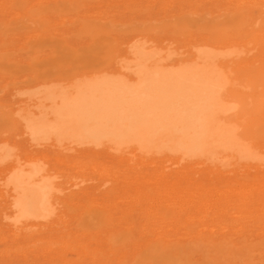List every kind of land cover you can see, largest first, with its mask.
<instances>
[{"label":"rangeland","instance_id":"obj_1","mask_svg":"<svg viewBox=\"0 0 264 264\" xmlns=\"http://www.w3.org/2000/svg\"><path fill=\"white\" fill-rule=\"evenodd\" d=\"M234 1L237 2L238 0H0V140L6 141L2 142L6 143V149L12 154L10 156L11 160L21 159V161H23V158L31 154L33 157L39 158L42 166H44L45 169L48 168L53 173L51 174L55 175L54 181L56 184L59 183V186L57 185V189L60 190V192L58 191L59 193L56 192V194H59L60 200H55L58 204H56L57 206L55 205L56 212L53 215V219L50 224L47 225V227L31 226L27 228L28 230L26 228L24 229L26 232H22L24 230H20L19 228H13V230L5 225L6 222L9 223V220L5 218L3 213L2 216V207L0 204V264H125L126 262L122 253L125 244L124 241H126L128 235L132 234V232L134 236L138 237L137 235L139 234H137V232L143 224H149L154 227L153 224L156 223V227L154 228L164 226V229L169 231L170 225L172 227L174 225L175 227L177 226L173 229L170 227L173 232H168L166 230L167 233L165 234H168L169 238L173 240L176 238L178 241L180 240V243L176 247L174 246L175 248L172 247L171 250H178L177 252L182 253V256L186 258V263L188 264H216L213 261V257H211L214 254L212 249L205 244H196L197 239L201 241L203 239L205 240V238L208 240L209 238L219 239L220 237L222 239L231 240L234 237L232 240H238L241 237L240 239L243 240H246V238L247 240L251 239L254 241L264 240V217L248 218L246 214H243V212H245V207L241 206L242 204L239 201V197H237L236 194L235 196L230 195L231 191H229L231 189H238V187L240 188L243 185L246 186L244 182H246L247 177L249 179L246 184L257 178L262 171L256 166H251L250 168V165H244L243 163H237L236 161L235 163H237V165H235L233 161L235 160L234 158H222L224 154H215V151L222 150L221 147L219 149L216 148L217 150L215 149L214 153L210 154H212L214 158H221L218 159V161H215L219 164L221 163L222 173L217 170L214 172V170L205 167L204 164H195L197 166L192 165L194 169L191 166H183L184 169H188L186 172L182 169L183 164L181 165L163 157L156 159H139L134 154L128 152L125 153L123 157L120 155L117 157V154H115L117 152L113 150H110L112 153L108 154L109 151L104 152V150L99 152H90L81 149H69L63 146L55 147L53 145H38L37 147L30 141L26 142L29 144V146H26L24 143L25 141H22L24 140L22 139V136L24 135H20L21 133L16 131L15 128L20 115L29 112L32 107V109H35V103L42 100L37 99L35 100V103H31L32 106H30L31 98L33 97L31 94L38 88L41 89L44 87H40V85L43 84L42 81L44 79H48V85H54L58 89H62L65 88L72 77L77 74L87 71L90 68H101L106 67L107 65L111 66L113 63L116 64V61L121 58L120 55H122V53L126 50V47H128V40L136 34L142 33L141 36H145L148 40L151 39V36L153 39V36L156 35L154 40L157 41V50L159 52L163 51V53L166 54V49H168L166 46L169 45L170 51L168 50V52L171 54H168V57L170 55L177 57L179 53L177 55L176 52H180V56L186 54L182 51L186 49L185 51L187 52V50L192 46L191 44L194 42L190 44L189 42L191 40L194 41V39L197 40L202 37L207 38L209 36H212L210 37L212 40V38L215 37L214 35H218V37H220L219 33L224 34L226 32L225 34H228L232 33V31H238L239 28H241V32H247L252 29V35L255 33L254 39L257 37L255 40L262 43V46L260 47L264 50V33H262V30H264V16L262 15L264 13H261L262 15L260 14V12L264 9V0H249V2L247 0H239L241 4H243L242 6H240L241 4L239 1L236 4ZM252 1H256L254 2L255 4L251 3ZM257 1L260 7L258 5L256 6ZM238 4L239 8L236 7ZM249 7H253V11L252 8ZM244 9L246 10L245 13L242 11ZM235 11L238 12L235 13ZM239 13H241L240 15L243 17H240ZM236 15H238L237 17L239 20H236L235 22L234 19H237ZM232 18L233 20H231ZM243 19L249 20L250 22L249 25L245 26L246 28H242L243 24L241 25V20ZM257 21L259 22L258 27L260 30L259 28L258 30L256 28ZM98 22L100 25H98ZM228 22H230L231 25L227 24ZM206 25L207 27L210 25V27L207 28L209 30L207 31L208 34L205 32ZM232 26L234 29L231 28ZM215 27L218 28L216 29ZM249 28L251 29L248 30ZM158 31L161 33H158ZM155 32L157 34H155ZM261 34L262 40L260 37ZM173 36L174 38H172ZM145 37L139 38L144 40L143 38ZM170 38L174 41H170ZM175 39L178 40L175 42ZM213 40H215V38H213ZM242 42H246L245 39ZM260 47H256L257 49L254 48L248 55V60L251 61V59H253L257 63L260 62L255 64L257 65L255 68H258L259 70L263 68L262 62L264 63V51H262ZM245 49H240V47L235 48V52L237 50V52L234 53L235 56L241 55V57H244L246 55ZM239 50H241V52H239ZM259 50H261V52ZM238 52L239 54L237 55ZM163 53L160 52V56H164ZM259 57L263 60L262 62ZM238 58H240V56ZM243 61L238 65H240V68L248 69V62L246 63L245 61V64ZM237 68V70L243 71V69H240L239 66ZM241 71H239V73ZM243 72L245 73V71ZM243 72L241 73L243 74ZM226 78L228 77L226 76ZM243 78H241L240 81H242ZM263 80L264 78L261 79L260 82L256 81L258 83V90H262L260 85L263 84ZM239 82L237 83L239 86L237 88L241 91L236 88L234 89L238 90L242 94L240 95L238 91H235V93H239L240 97H244L249 101H252V99L254 100L255 97L250 98L249 96H255L253 90H257V86H255L257 83H254L255 89L252 90L253 92L250 91L254 88V86L251 88V86L248 85L247 89H251L248 93H246L248 90L243 89L242 91L241 88L247 84L242 85V82L241 84H239ZM243 83H248V81H243ZM249 93L253 94L250 95ZM34 99H32V101H34ZM260 99H263L262 96ZM23 100H25V102H23ZM235 101L237 102V100ZM27 102L29 103V106H26ZM237 103V108L240 110L241 105L239 102ZM233 105L236 106L237 104L233 103ZM235 110L236 107L233 110V112L236 113ZM262 114L259 115L255 121H253L255 123L256 121L259 122L256 125L258 126V130L260 129V126L261 129L260 132L257 130V133H261V136L259 134H255L256 131L254 130L257 129L255 128V123H250L247 117H243L246 120L244 119L242 122L248 121L247 124H250V127L247 126L248 128H245V126H242L241 131L244 128L245 130L249 129L252 132L254 131L253 137L255 136L257 140H254L256 143L252 140L253 144H250L251 146L247 143L245 146H241L239 151H242V155L247 154L255 157V159L256 157L259 159L262 157L264 158V133H262L264 132V128H262L264 127V111ZM260 116L263 119L260 118ZM20 121H22L21 118ZM242 122L239 124H244ZM252 123L253 127L251 126ZM236 128H238L237 130L241 132L239 130L240 128L238 127V123ZM251 128L255 129L252 130ZM252 141L250 142L248 140L250 143H252ZM258 141L261 142L259 143ZM0 144L2 143L0 142ZM113 153L116 157L115 155L113 156ZM238 164L241 165L239 168L242 170L238 169ZM249 169H251V171ZM164 170H166V173H163ZM182 170L184 172H182ZM241 171H243L242 174ZM253 172H255L256 175ZM164 174H167V177ZM184 174L189 178L185 179L186 176ZM144 175H146V178H143ZM159 176H164L166 179L164 177L159 178ZM177 176L180 178L175 179L174 177ZM253 176H255V178H252ZM190 177L193 179L191 178V180ZM212 177L216 179L214 180ZM241 181L244 182L241 184ZM208 185L210 186L208 187ZM211 187H213V191ZM150 188L153 189V193L150 194V196L148 195L146 197L142 195L143 197H140L143 189L151 190ZM174 188L182 191L184 189H190L191 191H195L197 188L201 189L198 191L200 192L198 195L201 197L197 195V198L199 199L196 197L194 198L195 200H199L200 204H202L201 209H198V211L196 209L197 212L195 209H191V214H181L180 216V213H178L179 209L173 204V201L169 200L171 201L170 205L169 201L165 202L167 198L164 199L163 197L162 199L165 200V204L164 202L159 204L157 198H155V196H157L156 193L159 191L161 192L164 189L168 192ZM216 188L218 189L216 190ZM216 191L221 193L218 194ZM211 192L217 193L214 194V198L213 193ZM222 192L225 194L227 193V196L229 194L231 198L229 199V196L226 197V195L223 196L224 193ZM207 193L208 195H206ZM202 195L204 197H202ZM216 195L223 196L222 198L225 200H222L221 197H217ZM152 197L153 199L155 198L154 200L152 199L154 202L150 200ZM138 199L141 200V202ZM231 200H233L232 203ZM224 201L226 202L224 203ZM227 201L229 203H227ZM183 202H185L184 199L180 200V203L184 204L183 206H188V203ZM202 202L205 205L209 204L207 206L210 207H205ZM157 203L160 207H156ZM168 205L173 206L174 208L169 207ZM222 205L227 209L226 211L224 209L223 212L225 217L222 213H218V215L217 213L215 214L216 209L218 210V208H223ZM155 207L157 209L156 211ZM204 207L206 210H204ZM143 208L145 209V212L143 211ZM172 208L174 210H172ZM160 210H163L164 212H161ZM175 212L179 215L177 216ZM194 212H196V215H194ZM212 212L214 213L213 215ZM172 214L173 217L171 216ZM228 214H230V217ZM155 216H160V220H162L160 224L156 222L158 217L156 219ZM168 216L169 218H167ZM194 217L198 219L197 222L199 221V224L196 222ZM202 217H206V222H204L205 220ZM3 218L5 223L4 220L1 221ZM162 218L165 220L163 221ZM218 218H220V220H218ZM182 219L185 221L187 219L186 222H182L184 227L180 224V222L183 221ZM178 220L181 221L179 222ZM242 220L244 221V224H242ZM248 221L250 222L249 225ZM134 223L136 225H134ZM202 223L205 224V226L202 225ZM213 223H215V225ZM166 224L168 228L166 227ZM196 226L198 227L196 228ZM220 226H222V228H220ZM238 226L239 228H237ZM112 227L114 230H111ZM131 227L133 228L131 229ZM137 227L139 228L137 229ZM203 227L204 229L205 227H208L209 231L206 233ZM231 227L233 230L236 227L234 232L236 231L237 233H233V230L229 229ZM198 228H201V230ZM212 228L213 232L210 231ZM196 229L199 230L197 233ZM208 229L206 228V230ZM214 229H216L215 231L219 233L215 232ZM17 230H20V232H17ZM238 230H240V232ZM109 232H111V234H109ZM144 232L146 234L145 237H149L150 239H156V235H158L155 233L158 232V230L153 231L154 234L152 235H150V233L148 235L147 231ZM256 232L258 234L262 232V235H257ZM212 233L216 234L213 235ZM75 234L79 236L78 239ZM173 234L176 235V237ZM218 234L220 236H218ZM237 234H240L241 236L239 235V237ZM210 235H213V238ZM256 235L258 237H256ZM252 236L253 238H250ZM82 237H85L84 239L87 238V242L84 239H81ZM157 238L165 239L168 238V236L165 237L164 235L163 237V235H159ZM80 239L81 242H79ZM83 240L85 242H83ZM109 241L112 245L110 247ZM118 244L119 247H117ZM94 251H96V254ZM108 253L113 255L111 256L113 261L112 258H107V256H110ZM116 254L119 256L121 255L123 258L117 255L120 258L119 260ZM101 257L105 258L100 259ZM98 261L101 263H98Z\"/></svg>","mask_w":264,"mask_h":264},{"label":"bare ground","instance_id":"obj_2","mask_svg":"<svg viewBox=\"0 0 264 264\" xmlns=\"http://www.w3.org/2000/svg\"><path fill=\"white\" fill-rule=\"evenodd\" d=\"M247 1L249 2V0ZM237 2H235V4ZM254 2L256 1H252L251 3H254ZM242 5L243 4H241L240 6ZM257 5H258V1H257L256 6ZM236 7L239 8V4L238 6L236 5ZM249 8H252V11H253V7H249ZM242 11L245 13L246 10L244 9ZM263 11L264 9L260 12V14L264 13ZM236 12L238 11H235V13ZM240 14L241 13H239V15ZM237 16L238 15H236V17ZM241 16L242 15H240V17ZM262 16H264V14ZM231 20H233V18ZM234 20L236 22V20H239V19L237 17V19L235 18ZM258 21L256 25L257 30L259 28ZM227 24H230V22H228ZM249 24H250L249 20H245V19L241 20V25L243 26L242 28H246L245 26ZM98 25H100L99 22H98ZM207 25L205 29L206 33L207 31H209L207 28L210 27V25L209 27H207ZM214 26H217V25H214ZM231 28H233V26ZM250 29L251 28H249L248 30ZM240 30L241 28H239V30L236 32L232 31V33H228V34H225L226 32L224 34H220L218 32L220 37H218V35L217 36L214 35L215 37L213 38H215V40H213V38L212 40L210 39V37L212 36H209L207 38L202 37L201 39H197V40L194 39V41L191 40L189 42L190 44L194 42L193 44H191L192 46L190 45L191 47L187 50V52L185 51L186 49L182 51L184 52V54L186 53L185 55L180 56L181 53L176 52V54L178 55L179 53V55L178 56L176 55L177 57L170 55L171 58L170 56L168 57V54H171L168 52L169 45L166 46L168 48L166 49L167 55L164 54L163 51H160L166 57L162 55L160 56V52L157 50L158 47H156L157 41L154 40L156 35L153 36V39L151 36V39L148 40L146 39L145 36H141L142 33L136 34L135 36L132 34L133 36L127 42L128 47H126V50L124 49L125 51L124 53H122L123 56L120 55L121 58L116 61V64L113 63L114 65L111 64V66L107 65L106 67H101V68H96V67L90 68L87 71L77 74L73 76L72 79L68 82V85L62 89H58L54 85H48L47 84L49 83L48 79H44L42 81L43 84L42 83H41L42 85L39 84L40 87L42 86L44 87L41 89L38 88L36 91H33V93L31 94V96L33 97L31 98L30 106H32L31 103L34 104L35 100L37 99H42L40 100L41 102L36 101L37 103H35V109H32L33 107L32 108L30 107L31 109L29 112H27L26 114H21L20 117L18 116L19 120H17V123H16V127H15L16 131L21 133L20 135L22 134L24 135L22 136V139H24L22 141L23 142L25 141L24 143L26 144V146L27 145L29 146V144H27L26 142L30 141V142H33V144L36 145L37 147L38 145H53L55 147L63 146L69 149L71 148L81 149V150H86L90 152H97V151L99 152L101 150H104V152L109 151L108 154L112 153L110 150H113L117 152V153L114 152L115 154H117V157L118 155L123 157L125 153L127 152L134 154L139 159L140 158L141 159H150V158L156 159V158L163 157L167 160L175 161L176 163H179L181 165L183 164L182 169L185 171L188 169L186 168L184 169L183 166H191L193 168L192 165L197 166L198 164H204L205 167H207L208 169L214 170V172L215 170L221 171V165H220L221 163L220 164L217 163L218 159H221V158H218V159L214 158L213 155L210 154V153H214V150L216 148L219 149L221 147L222 150L215 151V154L217 153H219V155L224 154L225 157L223 155L222 158H227V157H230L232 159L234 158L235 160L233 161L235 165H237V163H243L244 165H250V168L251 166L252 167L256 166L262 171L261 174L259 171L260 175L257 178L253 176L252 178H255V179H253L251 182L249 181L248 184H246L247 180L249 179L248 177L246 179V182L241 181V184L242 182H244L246 186L243 185L240 188L238 187V189L230 188L231 190L229 191H231L230 195L235 196L236 194V196L239 197L240 200L239 199L238 200L242 204L241 206L245 207L244 209L245 212H243V214H246L248 218L249 217H252V218L264 217V158L262 157L261 159H259L258 157H256L255 159V157H252L247 154L242 155L241 154L242 151L241 152L239 151V149H241L240 148L241 146H245L246 143L248 145L253 144V141L257 140L255 136L253 137L254 131H256L255 134H259L261 136V133H257L258 126L256 124L259 122L256 121L255 123L253 121H255L259 117V115H261L264 111V91H262L264 90L263 89L264 80L262 81L263 86L260 85L262 82L259 84L261 86L260 88H262V90L260 89L261 91L258 90L259 89L257 86L258 83L256 82V81L260 82L261 79L264 78V69H263L264 63L262 62L264 59L261 60V58L259 57L260 61L263 64L262 65L263 68L261 67L263 70L262 69L259 70L258 68H255L257 67V65H255L257 62L251 59L252 57L250 58L251 61L248 60L249 58L248 55H249V52L252 51L254 48L257 49L256 47L262 46V43L260 41L255 40L257 39V37L254 39L255 33H253L254 35H252L251 33L252 29L247 32H241ZM262 31H263L262 33H264V30ZM156 32L155 34H157ZM159 32L160 31H158V33ZM139 37H145L143 39L144 40L146 39L147 41L146 40L144 41L140 39ZM260 37L262 40V34ZM172 38H174V36ZM175 38H178V37H175ZM244 39L246 42H242L244 41ZM172 40L170 38V41ZM177 40L175 39V42ZM237 47H240V49L246 48L245 49L246 55L244 57H241V55H239L240 58H238L239 56H235L234 53H236L237 50L235 52L234 49ZM260 49L264 51L263 48L260 47ZM261 50L259 51L261 52ZM239 52H241V50H239ZM239 52L237 53V55L239 54ZM257 55L260 56L259 54ZM241 60L242 61L244 60L243 63H245V61L246 63L248 62L247 63L248 69L240 68V65L238 64L242 62ZM237 65L239 66L240 69H243L245 73L241 70H237L238 69ZM239 71L243 72V74L241 72L239 73ZM226 76L228 78H226ZM241 78H243L244 80L242 79V81H240ZM243 81H248V83H243ZM238 82L239 84H241L242 82V85L247 84L246 86H243L244 88L243 87L241 88L242 91L243 89L248 90L246 91V93H248L249 90L254 86V83L255 84L257 83L255 85L257 86L256 88L257 90L256 91L253 90L255 89V86H254V88H252L250 91V92L254 91L255 96L252 95L253 93L251 94L249 93L250 95H252V96H249L250 98L255 97L254 100L252 99V101H249L248 99L239 96V93H240L239 91L241 90L237 88L239 87L237 84ZM248 85L251 86L250 89L249 88L247 89ZM234 88L238 89L239 91ZM235 91L236 92L238 91L239 93L236 94ZM241 94L242 93H240V95ZM261 96L263 99H260ZM32 99H34V101H32ZM235 100H237V102L240 103L241 105L240 110L237 108L238 103ZM23 102H25V100H23ZM233 103L237 105L234 106ZM26 106H29L28 102ZM235 107H236V110H235L236 113L233 112ZM243 117H247L250 123L251 122L255 123L256 125L255 128L257 129L254 130L253 132L249 129L245 130V128L250 127L249 126L250 124H247L248 121L242 122L245 119ZM20 118L22 121H20ZM260 118L262 117L260 116ZM241 122L244 124L240 125L239 123ZM237 123H238V127L240 128L239 129L240 131L242 129V126L243 127L245 126V128L241 132H239L237 130L238 128H236ZM253 123L251 124V126L253 125ZM255 128H251V129L253 130ZM260 129H261V126H260ZM260 129L258 130L259 132H260ZM248 140L250 142L252 140L253 141L252 143H250L248 142ZM2 141L6 142L4 140ZM2 141L0 140V142L2 143L0 144V198H1L0 204L2 207L1 214L2 213L4 214L5 218L9 220V223L7 222L5 223L4 218L1 219V221L4 220L5 225L10 229L19 228L20 230L22 229L24 230L25 228L27 229L28 227H31V226L32 227L33 226H37V227L46 226L47 227V225H49L50 222L52 221L53 215L56 212L55 207L57 206L56 204H58V202H56L57 201L56 199L60 198L58 194L60 190L57 189V185L59 186V183L56 184L54 181L55 175H52L53 173L48 168L45 169L44 166H42L40 159L33 157L32 154L23 158V161H21V159L11 160L10 156L12 154L10 153L9 150L6 149L7 148L6 143H3ZM254 142L256 143V141ZM114 153H113V156L115 155ZM235 161L237 163H235ZM239 166L241 165L238 164V169L242 170L239 168ZM183 170L182 172H184ZM249 170L251 171V169ZM165 171L166 170H164L163 173ZM242 172L243 171H241V174ZM253 173L256 175L255 172ZM165 176L167 177V174ZM179 176L174 177V178L179 179L181 177ZM160 177L162 178L164 176H159V178ZM143 178H146V175H144ZM188 178L189 177L186 176L185 179H188ZM191 178L192 177H190V179ZM212 179L214 178L212 177ZM164 181H167V180H164ZM222 184H223V181H222ZM75 185H78V184H75ZM209 186L210 185H208V187ZM213 187H216V186H213ZM213 187H211L212 191H213ZM217 189L218 188H216V190ZM152 190L153 189L151 190L143 189L141 191L140 197L142 195L146 197L148 195L150 196V194L153 193ZM199 190L201 189L197 188L195 191H191L190 189H184L182 191V190H178L174 188L171 191L167 192L164 189L161 192L160 191L157 192L156 193L157 196H155V198H157V201L159 202V204L165 201L162 199L163 197L164 199L167 198L165 202L169 200L173 201V204L178 207L179 209L178 213H180V216H181V214H187V213L192 212L191 209H195V211L196 209L197 211L198 209L199 210L201 209L202 204H200V201L197 200L199 199L197 198L198 196L201 197L200 195H198L200 194V192H198ZM56 192L58 193L56 194ZM211 193H213V198H214V194H217L218 192L217 193L211 192ZM203 195L202 197H204ZM206 195H208V193ZM225 195L226 197L229 196V199L231 198L229 194L227 196V193L226 194L224 193L223 196ZM216 196L218 197L219 195H216ZM223 196H219V197L222 198ZM195 197L197 198L196 200L194 199ZM152 199L153 197L150 198V200L154 202L153 201L154 199L153 200ZM183 199L186 203H188V206H183L184 204H181L182 202L180 203V200H183ZM222 200H225V199L222 198ZM139 201L141 202V200ZM171 201H169V204L171 203ZM232 201L233 200H231V203ZM225 202L226 201H224V203ZM227 203L229 202L227 201ZM159 204L157 203V206L156 205L155 206L158 207ZM207 205L209 204H206L205 207ZM223 205H222L223 208H218V210L216 209L215 214L216 213L217 215L218 213L223 214L224 209L225 211L227 210L226 208H224L225 205L224 206ZM156 207H155V211L157 210ZM169 207H173V206H169ZM205 207H204V210H206ZM208 207L210 206H207V208ZM173 208L172 210H174ZM143 211L145 212V209ZM196 212H194V215H196L195 214ZM178 213L175 212L177 216L179 215ZM166 214L169 215L168 213ZM213 214L214 213L212 212V215ZM228 215L230 217V214ZM171 216L173 217V214ZM155 217L157 219L158 216H155ZM195 217L194 219L197 222L198 219H196ZM167 218H169V216ZM202 218H204L205 220L206 217H202ZM162 219L163 221L165 220L164 218ZM157 220L156 222H158L159 224L162 222V220H160V216L158 217ZM182 220L183 221L180 220L181 222L178 220L180 224H182V222L185 221L184 219ZM218 220H220V218H218ZM249 221H248V225L250 223ZM204 222H206V220ZM197 223L199 224V221ZM155 224H153L154 227H156ZM213 224L215 225V223ZM242 224H244V221ZM134 225L136 224L134 223ZM144 225L145 224H143L142 226L144 228L137 227V229L138 228L140 229L139 231L137 230L139 232V233L137 232V234H139L137 235L138 237L134 236L132 232V234L128 235L126 241H124L125 244H124V249L122 253L124 255L123 256L124 260L126 262L125 264H188L186 263L187 262L186 258L182 256V253L177 252L178 250L177 251L171 250L172 247L174 246L176 247L180 243L179 242L180 240L178 241L177 238L174 240L169 238V235L165 234L167 233L166 232L167 229L165 230L164 229L165 227L163 225H162L163 227H158V228H154L152 227V225L150 226L149 224H146L145 226ZM183 225L184 224H182V226ZM202 225L205 226V224L203 223ZM166 227L168 228L167 224H166ZM170 227L173 229V228H176L177 226L175 227L174 225L172 227L170 225ZM170 227H169L170 231L173 232ZM197 227L198 226H196V228ZM208 227H205V229L203 227L206 233L207 231H209ZM250 227H251V224H250ZM132 228L133 227H131V229ZM186 228H185V231H186ZM206 228L208 230H206ZM220 228H222V226H220ZM237 228H239V226ZM112 229L113 227L111 228V230ZM198 229L201 230V228H198ZM198 229H196L197 230L196 233L199 231ZM229 229L233 230L232 227ZM20 230L19 231L17 230V232H20ZM156 230H158V232H155L156 234H158L156 235L157 237L159 235L160 236L163 235L164 237L165 235V237L168 236V238L160 239L156 237V239L154 238L150 239L149 237L148 238L145 237L146 234L144 231H147L148 233L147 232L146 233L148 235L149 233L150 235H152L154 234L153 231H156ZM212 230L213 228L210 231L213 232ZM215 230L216 229H214V231ZM234 230H233V233H237L236 231L234 232ZM167 231L170 232L169 230ZM238 231L240 232V230ZM17 232H16V236H17ZM22 232H26V231L24 230ZM111 232H109V234H111ZM228 232H232V231H228ZM177 234L179 235L178 232ZM215 234L216 233H214L213 235ZM213 235L212 236L210 235V236L213 238ZM237 235L239 236L240 234H237ZM257 235H262V232L260 234L257 233ZM257 235L256 237H258ZM77 236L78 235H76V238L78 239L79 236L78 237ZM174 236L176 237V235ZM218 236L220 235L218 234ZM84 238L82 237L81 239H84ZM240 238L238 240H232V239L226 240L220 237L219 239L209 238L210 240L209 239L207 240L205 238V240L203 239L201 241L197 239L198 241L196 240L197 242L196 244L198 245L205 244L208 247H210L212 251L214 252L213 256L211 257H213V261L216 264H264V240L254 241L251 239L247 240V238L246 240H243ZM250 238H253V236ZM81 239L79 242H81ZM86 239L84 240L86 241ZM84 240L83 242H85ZM110 243L111 242L109 241V247L112 246ZM78 244H81V243H78ZM117 247H119V244ZM94 253L96 254V251H94ZM118 254H116V256ZM109 255L110 256H107V258L109 259L112 258L111 256L113 255L111 254ZM118 256L117 258L121 257V255L119 257ZM105 257L103 258L101 257L100 259H104ZM112 261H113V258H112ZM98 263H101V262L98 261Z\"/></svg>","mask_w":264,"mask_h":264}]
</instances>
